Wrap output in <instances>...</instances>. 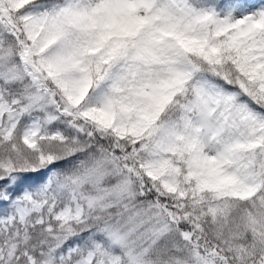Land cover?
Wrapping results in <instances>:
<instances>
[{
  "label": "snow or ice",
  "instance_id": "6c2138e0",
  "mask_svg": "<svg viewBox=\"0 0 264 264\" xmlns=\"http://www.w3.org/2000/svg\"><path fill=\"white\" fill-rule=\"evenodd\" d=\"M0 264H264V0H0Z\"/></svg>",
  "mask_w": 264,
  "mask_h": 264
}]
</instances>
